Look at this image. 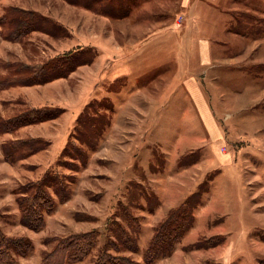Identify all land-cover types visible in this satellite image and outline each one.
<instances>
[{
	"label": "rangeland",
	"instance_id": "374dc122",
	"mask_svg": "<svg viewBox=\"0 0 264 264\" xmlns=\"http://www.w3.org/2000/svg\"><path fill=\"white\" fill-rule=\"evenodd\" d=\"M181 1L0 0V231L34 245L25 256L15 254L18 264H44L58 241L95 231L97 247L84 261L63 263L56 255L52 263L91 264L100 248L117 241L114 222H124V206L142 225L140 251L125 254L146 264L155 227L201 186L195 226L172 256L155 264H264V99L256 102L264 93V65L251 66L264 57V44L235 35L236 28L250 32L248 38L264 35V3L232 0L235 7H219L218 20L202 24L211 44L223 37L212 46L222 60L212 66H199L198 54L181 66L179 54L166 53L172 42L181 51L172 37L145 47L151 56L144 66L134 55L120 61L128 66L113 65L118 54L90 47L108 37L135 41L131 32L139 28L142 35L188 32L193 24ZM132 14L150 16L131 20ZM227 28L234 35L226 36ZM59 65L67 67L58 71ZM189 78L205 80L217 127L210 111L188 97ZM183 82L184 98L172 99ZM33 108L53 117L21 118ZM94 124L98 134L87 130ZM42 179L58 185L48 187L54 210L35 231L23 225L19 202L25 187ZM220 237L225 241L214 247L199 243Z\"/></svg>",
	"mask_w": 264,
	"mask_h": 264
},
{
	"label": "trees",
	"instance_id": "16d2710c",
	"mask_svg": "<svg viewBox=\"0 0 264 264\" xmlns=\"http://www.w3.org/2000/svg\"><path fill=\"white\" fill-rule=\"evenodd\" d=\"M260 31L262 34H264V30ZM235 32L244 36L250 33L239 28H236ZM84 60L85 59L82 58L80 60L81 62L79 61V64L84 65ZM58 61L62 63L64 60L58 59ZM74 61L76 60H73L69 63V60H67L63 62L62 65L66 64L69 65V67H73V65L76 64ZM62 65H59L60 67L57 69L58 71L62 70L64 67H67ZM57 70L53 67L51 69V74ZM74 71L75 68L70 70L64 76L66 77ZM55 77L56 76L53 78ZM44 111V109L33 108V110H31L28 115H23L21 118L33 115L32 117L37 116L33 121H42L53 117L44 115ZM27 121L29 122V120ZM91 128H95L93 131L96 134L100 132L99 129H96L95 124L93 126L89 125L87 130L92 131ZM89 133L90 132H85L83 135H89ZM79 140L82 143H85L83 138H80ZM52 185L57 186L58 184L55 182H50L48 184L45 179H42L29 183L25 187V191L23 192L26 193V195L23 196L19 202L22 210L23 225L35 231H39L44 227L45 212H52L55 206L54 199L51 193L48 191V187ZM60 189L63 193L60 194V197L62 200H65L66 196H68V189L64 184L60 185ZM201 197L202 186L196 192L188 196L182 204L171 209L166 218L155 227L154 235L152 236L143 254V259L146 264H155L159 259L168 258L174 254L177 245L195 226V211L201 204ZM123 208L122 219L124 222H114V235L117 241L110 240L108 244H106L103 248H100L95 260L91 264H140V262L132 258L130 255L125 254V252L129 251L131 253H137L140 251L138 238L142 231V225L139 217L135 216L127 206H124ZM224 241L225 238L220 237L211 238L209 240H205V242L199 243H203L205 247H214L223 243ZM97 242L98 234L95 231L69 236L58 241L55 248L49 254L44 256V264H52L53 258L54 262L57 261L56 255L63 263L82 262L93 253L97 247ZM198 247L201 246L198 245ZM33 249L34 245L28 238H13L6 236L2 231H0V264H18L14 258L15 254L25 256L30 251H33ZM113 251H115V253ZM201 264L221 263L207 260Z\"/></svg>",
	"mask_w": 264,
	"mask_h": 264
},
{
	"label": "crops",
	"instance_id": "0c3cea01",
	"mask_svg": "<svg viewBox=\"0 0 264 264\" xmlns=\"http://www.w3.org/2000/svg\"><path fill=\"white\" fill-rule=\"evenodd\" d=\"M224 3L225 4L227 3L228 5H224ZM257 3L258 4L264 3V0H257ZM236 4L237 3L232 1V0H182L180 3L181 13H184V19L185 20L188 19L189 23L193 24V25H190L188 32L184 33V30H183L180 33V35H178L177 33H174L173 31L162 29L159 31L152 30V31H149V33H147V34L145 33L142 35V33L144 31H141V28H139V29H136V31L131 32L133 36H135V35H136V37L138 36L135 41L125 42L124 44H121L119 42L115 43L114 37H108L107 42H106V38L105 39L102 38L101 44L98 42H93V43H90V45H91L90 47L94 48V50L95 49L97 50L99 47L103 50L105 49L106 52L104 50V53H106V54H110V53L118 54L119 59H121V60L112 63L113 65L115 64L117 66V64H119V65H123V66H128L129 65L128 62H125L126 65H124V64H120V61H125L131 55H134V60L136 62L138 61V64L142 63L143 64L142 66H144L146 63V59L151 56V55H147V52H149L150 50H147L145 47L153 44L154 39L159 38V40H162L163 38L164 39L169 38L170 41H172L171 40V37H172V38H175V39H173V41L176 39H178L180 41L181 51L177 52V49L175 47L173 49V43L174 42H172L171 49L167 50L166 53L170 54L171 56H172V51H174V53H176V54H179L181 56V60H180L182 63L181 66H189L187 56L191 55V54H198V60L200 63L199 66H212V63H214L215 61L217 62L218 60H222V58L220 59V57H216V55H218V53L216 51L214 52V49H212V46L217 44L216 40H221V39H223V37L220 36L219 34H217L219 38L218 37L213 38V42L215 44H211V42L205 38L206 35L204 36L202 34V33L205 34V28L202 27V24L208 23L209 21H211V22L217 21L218 18H216V17H218V16H217L216 12H219V11H217V9L219 7H223L225 9H228V8L235 7ZM261 6L263 7L264 5L261 4ZM232 10L233 9L228 10V11H232ZM233 11H235V10H233ZM254 11L257 12V10H254ZM261 12H263V15H264V11L261 10ZM204 13H206V14H204ZM225 13L229 14L228 12H225ZM149 14L146 15L144 19H138V17L141 15V12L138 13L137 18H135L134 14L128 16V18L132 17V18H130L131 20H142V21H144L145 19H147V17L152 15V14H150V15ZM153 15L155 16L156 14H153ZM209 17H213V18L209 19ZM109 19L110 18H108V20ZM108 20H107V22H109V23L113 22V20H111V19H110V21H108ZM123 20L125 21V19H123ZM123 20H115V21L118 22V21H123ZM198 24H199V27H198ZM199 29H200V31H199ZM176 34H177V36H175ZM225 34H226V36L234 35V34L230 33V31H228V28L226 29ZM235 35L236 36L239 35V37L247 39L246 41H248L249 39L250 40L254 39V42H258L261 45L264 44V35L261 37H257V38L255 37L256 39L255 38H248V35L244 36V35H240L238 33H236ZM178 40H176V41H178ZM165 42L166 41H162L159 45H161ZM215 47L218 48L220 46L215 45ZM247 50H248V48L246 49V53H247ZM254 50L257 51L258 47ZM262 51H264V50H262ZM184 56H186V60H185L186 64H184ZM240 57H242V55L238 56L237 58H240ZM96 62H97V60L92 65H94ZM262 65H264V57L263 56L258 57L255 61L253 60L251 66H262ZM121 76H123V74ZM121 76H117L116 78L121 77ZM185 85H186V89L188 91V97L190 98L193 96L194 101L197 104L200 103L199 105L201 108L204 109V111H208V110L210 111V113L212 115V120L217 127V123H216L217 121L215 118V114H214L213 109L209 103V100L207 99V97L205 95V91H206V87H207V85L205 84V80H203L202 82H198L194 78H189V80L186 81ZM180 87H181V89L179 90V87H178L177 91L172 95V99L174 97H177V98L179 97V99L184 98V82ZM263 99H264V93L262 96H259L256 99V102L259 100H263ZM163 259H165V258L159 259L158 261L163 260Z\"/></svg>",
	"mask_w": 264,
	"mask_h": 264
},
{
	"label": "bare ground",
	"instance_id": "6f19581e",
	"mask_svg": "<svg viewBox=\"0 0 264 264\" xmlns=\"http://www.w3.org/2000/svg\"><path fill=\"white\" fill-rule=\"evenodd\" d=\"M200 104V103H199Z\"/></svg>",
	"mask_w": 264,
	"mask_h": 264
}]
</instances>
